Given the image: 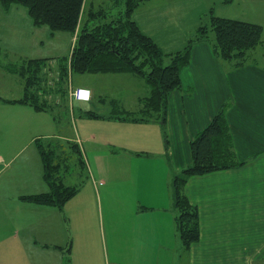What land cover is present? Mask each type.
I'll return each mask as SVG.
<instances>
[{
	"label": "crops",
	"instance_id": "1",
	"mask_svg": "<svg viewBox=\"0 0 264 264\" xmlns=\"http://www.w3.org/2000/svg\"><path fill=\"white\" fill-rule=\"evenodd\" d=\"M246 2L249 0H237V3L235 0H199L197 3L196 0V5L180 7V0H163V7H142L132 17L141 31L151 37L164 53L172 54L182 51L191 35L207 24L212 16L258 24L264 29V3L255 4V7L243 6L248 4ZM236 4L239 7H233ZM91 5V8H98L94 3ZM18 11L25 12L20 7L5 11L0 6V23L3 16L10 20L17 18V15H12ZM69 35L72 40L68 56L76 40L75 36ZM4 41L6 39L0 32L2 50L16 51L5 47L8 40L7 43ZM5 53L6 58L9 53ZM248 58L244 65L235 67L221 60L210 42L196 44L190 63L181 71L182 88L172 91L168 98L165 125L156 121L83 117L99 122L97 128L111 133L102 136L107 137V143H111L115 152L124 158L118 161L119 166L113 168L120 169L121 182L128 185L127 195L122 198L125 203L134 205L133 212L125 218L117 211L112 197L115 184L111 183L108 186L111 190L108 189L111 215L106 216L105 221L102 214L98 221L102 227L100 230L96 228V198L89 195V190L80 195L92 181L90 173L80 192L62 208L24 202L21 197L31 194L18 188L17 182H11L0 189V196L4 198L0 205V236L11 231L9 239L13 255H18L22 249L24 234V238H30L39 246L40 240L47 236V241H41L47 242L54 251L52 261L44 264H264V41L248 53ZM2 71L7 74L6 79L12 78L8 83L17 85L22 93L21 96L12 94L4 99H21L25 90L23 79ZM92 78L78 87L89 90L90 99L73 100L80 107V115L88 111L100 114L94 111L93 104L103 102L111 107L113 100L126 110L147 93V88L144 85L142 89L138 78L112 74H98ZM130 83H133V88L124 90L130 88ZM7 88L6 91H11L9 86ZM98 88H101V94L97 92ZM0 104L4 103L0 101ZM225 104L235 152L242 165L194 176L187 181L185 194L198 210L200 237L189 250H185L176 232L171 177L192 165V141ZM10 105L31 110L26 114L33 112L28 105ZM53 120L58 127L57 121ZM40 121L39 115L31 116L32 127L45 133H38L34 141L52 138L72 140L81 148V136L78 138L76 135L74 139L55 133L47 121L40 127ZM86 170H89L88 166ZM49 190V186L48 190L44 187L39 193ZM64 210L68 213L70 231H62L58 223V215ZM6 221L9 230L5 229ZM40 224L52 228L57 237L51 239L49 235L52 233L40 230ZM67 251L68 256L65 255ZM3 262L0 264H6ZM7 264L22 263L16 256Z\"/></svg>",
	"mask_w": 264,
	"mask_h": 264
},
{
	"label": "trees",
	"instance_id": "2",
	"mask_svg": "<svg viewBox=\"0 0 264 264\" xmlns=\"http://www.w3.org/2000/svg\"><path fill=\"white\" fill-rule=\"evenodd\" d=\"M147 1L113 0L112 6L116 8L123 2L124 11L111 20L108 19V10L111 8L100 6L87 10L88 0H0V6L5 11L14 6L25 7L34 27H46L52 33L67 32L76 37L71 55L58 60L60 87L64 82L69 83L72 74L79 73L131 75L141 79L148 88L146 95L137 100L136 110H124L117 100H113L109 115L88 111L82 117L156 121L165 125L168 98L172 91L182 88L181 71L190 63L196 44L210 42L221 60L238 67L248 61V53L263 44L264 29L258 24L212 16L207 24L191 35L182 51L166 54L133 20V13ZM211 33L214 35L210 36ZM2 54L0 46V56ZM47 60L29 59L9 64L0 62V69L20 76L25 86L23 98H1L0 101L4 104L28 105L38 112H53L54 108L42 101L39 92H36L43 84L41 73L47 66ZM59 91L66 92L63 88ZM226 111L225 104L192 141V165L171 177L170 193L176 214V232L185 250H189L200 237L198 210L185 194L187 181L194 176L235 169L242 165L235 152ZM35 144L41 156L43 178L50 190L22 196L21 200L62 208L82 188V185L65 184L64 176L61 175L64 165L69 161L66 145L78 154L79 164L86 169L80 145L72 140L60 142V139L53 138L38 139Z\"/></svg>",
	"mask_w": 264,
	"mask_h": 264
},
{
	"label": "rangeland",
	"instance_id": "3",
	"mask_svg": "<svg viewBox=\"0 0 264 264\" xmlns=\"http://www.w3.org/2000/svg\"><path fill=\"white\" fill-rule=\"evenodd\" d=\"M112 1L113 0H88L89 7H87V10L91 8V3H94L96 7H109L111 9L108 10V19L111 20L113 17L118 16L124 11L123 2L116 8L113 7L114 3L112 4ZM235 1L237 3V0ZM260 2L264 3V0H249V2H246L248 4H243V6L255 7V4H260ZM197 3H199V0H197ZM192 5H196V0H180L179 3L180 7H189ZM14 7H20L25 12L22 13L18 11L16 14L12 15H17L18 17L11 20L9 17L7 18V16H3L2 23H0V32H2L6 39L4 42L7 43L8 40V44H5V47H12L16 51H13L12 53L11 50L3 51L4 54L0 56V62L9 63L11 60L16 62L19 59H23L24 61V58L28 60L48 59L47 66H45L43 73H41L43 84L40 89L39 87L36 89V92H39L38 94L41 100L48 103L54 108V110L50 113L47 112V114H37L32 108L33 112H30L32 114H26L27 111L31 110H28L23 106L0 104V189L1 187H7L11 182H17L18 188L21 187L24 192H29V194L39 193L41 188L44 187L48 190L47 183L43 180L41 158L34 141V138L37 137L36 135L40 133L41 129L33 128L31 123V116L39 115L41 118L40 127L43 126L44 121H47L55 133L58 132L60 134H65L74 139L76 138V135L78 138L81 136L83 141L80 149L86 159L89 172L79 164L78 154H76L73 149H70L69 145H66L68 148L66 151L68 153L69 161L64 165L61 175L64 176L63 180L65 184L74 186L84 185L85 182L88 181L90 173V180L92 181L87 187L83 188L80 195H83V191L89 190V195L96 198L94 226L100 230L102 225L100 224L99 226L98 221L101 220L102 214L105 221L106 216L110 217L111 215V213H109L110 204L108 203L110 195L108 191L110 188H108V186L111 183L115 184L114 192L116 194L113 192L112 196L114 199V206L117 207V211H120V214L123 217L126 218L133 212L134 205L132 207L131 204H127L123 201L125 199L122 197H126L128 185L122 184V173L120 169L115 168L114 170L113 168L119 166L118 161L123 160L124 158L122 154L115 152L116 149L111 143H107V137L104 138L102 136L104 133H111L104 129L97 128L99 125L97 123L99 122L83 119L82 114H78L80 107H78L77 103L73 102L74 99L70 95L71 89L76 90L81 84H86L87 79H93L92 77H94V74L74 73L70 76L69 83L64 82L60 87L58 84L60 74V63L58 60L59 58L68 57L72 40L71 36L67 32L52 33L46 27H34L27 9L22 6ZM142 7H163V0H149L140 8ZM233 7L239 6L236 4ZM161 31L163 32V28H161ZM211 35L214 34L211 33L210 36ZM5 52L9 53L6 58L4 56L6 54ZM21 54H23V57ZM20 55L21 57H18ZM13 56H17V58L15 59ZM6 75L7 74L0 69V97L9 98L12 94V96H18V94L21 96L22 93L19 92V87L17 85H12V82L8 83L12 78L6 79ZM128 76L134 79L137 78L131 75H127V77ZM139 80V83L142 84V89H144V82L141 79ZM132 84L133 83H130V88L124 90H131V88H133ZM7 86H9L11 91L14 92L11 93V91H6L8 89ZM61 88L66 92H60L59 90ZM96 90L101 94V88ZM24 95L25 92L21 98H23ZM136 103L137 102L132 103V107L129 109L136 110L134 108ZM93 108L94 111L106 115L110 114L112 111V106L110 107L103 102H98L95 105L93 104ZM54 117L57 121L58 127L53 120ZM91 125H93V127ZM165 135L166 134H164V137ZM62 141L63 139H60V142ZM163 141L164 139L162 135V145ZM104 183L107 184L104 186ZM3 199L4 198L0 196V205ZM54 223L56 222L54 221ZM58 223L61 224L62 231H70L68 213L65 212V210L58 215ZM4 226L6 227V230H9L10 226L7 221L4 223ZM91 227L92 225L90 224V228ZM23 228L24 231L27 232V226L24 225ZM39 228L45 232H51L52 234H50L49 237L51 239L55 238L56 234L52 228H47V225L44 227L42 224L39 225ZM10 232L4 236H0V261H4L3 263L7 264V262L14 260L16 256L17 261H21L22 264H44L52 261L53 248L47 242L41 241H47V236L45 239H39V246L30 238H24L23 234L21 239L22 251L20 250L18 255H13L12 243L9 239L11 236ZM23 238L25 240L24 244ZM58 240L59 239H56V241ZM120 245H122V243H120ZM65 255L68 256V251Z\"/></svg>",
	"mask_w": 264,
	"mask_h": 264
},
{
	"label": "built area",
	"instance_id": "4",
	"mask_svg": "<svg viewBox=\"0 0 264 264\" xmlns=\"http://www.w3.org/2000/svg\"><path fill=\"white\" fill-rule=\"evenodd\" d=\"M70 95L75 100H89L90 99V91L87 89H76L70 90Z\"/></svg>",
	"mask_w": 264,
	"mask_h": 264
}]
</instances>
